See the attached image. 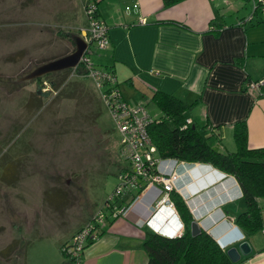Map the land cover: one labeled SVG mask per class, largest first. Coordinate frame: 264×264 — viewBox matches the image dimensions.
Returning <instances> with one entry per match:
<instances>
[{"label": "crops", "instance_id": "obj_1", "mask_svg": "<svg viewBox=\"0 0 264 264\" xmlns=\"http://www.w3.org/2000/svg\"><path fill=\"white\" fill-rule=\"evenodd\" d=\"M94 1L108 40L97 67L111 71L115 80L123 77L146 103L152 90L186 104L195 101L186 119L205 125L216 150L231 152L225 139H232V124L241 119L246 122L247 147H264V96L257 97L264 92V22L256 14L245 22L250 0H181L168 7L161 0ZM86 29L77 35L86 36ZM250 81L256 83L255 91L247 89ZM214 175L194 182L187 191L195 194L184 201L192 219L213 235L216 225L227 220L222 207L239 196L232 178L216 181ZM188 182L190 177L182 173L176 185ZM159 197L157 186L141 191L83 249L82 264H146L142 223ZM160 228L165 236L173 235L172 226ZM229 232L232 240L240 238L238 232ZM242 240L249 242L251 252L237 264H264V230Z\"/></svg>", "mask_w": 264, "mask_h": 264}, {"label": "rangeland", "instance_id": "obj_2", "mask_svg": "<svg viewBox=\"0 0 264 264\" xmlns=\"http://www.w3.org/2000/svg\"><path fill=\"white\" fill-rule=\"evenodd\" d=\"M83 1L0 0V158L5 152L4 156L18 157L17 180L12 185L0 181V250L12 240L18 242L8 257L0 256V264H68L60 245L103 207L119 183V168L128 166L118 150L113 120L87 77L69 76L90 93L84 92L79 100L59 97L50 89L48 96H39V109L25 106L37 81L19 79L72 50L68 33L87 28ZM256 16L264 17V11ZM89 51L97 67L105 49L91 44ZM116 83L129 107L141 105L150 117L160 115L123 77ZM46 85L39 87L46 90ZM95 101L100 113L94 119ZM225 141L233 151V139ZM51 189L63 194L57 204L46 201L43 192ZM132 192H120L115 203L128 201ZM53 195L49 193L48 199ZM224 207L226 221L241 209L239 201Z\"/></svg>", "mask_w": 264, "mask_h": 264}, {"label": "trees", "instance_id": "obj_3", "mask_svg": "<svg viewBox=\"0 0 264 264\" xmlns=\"http://www.w3.org/2000/svg\"><path fill=\"white\" fill-rule=\"evenodd\" d=\"M180 1L161 0V3L162 7H168ZM68 35L70 36L69 33ZM108 72L111 73L109 70ZM70 74L71 71L66 69L46 75L49 78L48 85L59 97L79 100L84 92L89 93V91L80 80H70ZM77 77L85 76L79 71ZM112 88H116L120 99H123L116 82L111 86H107L104 90L109 91ZM260 96H264L263 90L257 95V97ZM40 100L39 95L31 93L25 106L29 105L39 109L41 107ZM98 101L92 102L95 112L92 118L94 119L100 113ZM148 101L154 104L161 113L159 117L153 118L146 126L151 144L155 148V156L159 159H174L177 162L203 163L230 176L239 191V196L230 202L239 201L241 206V209L236 212L231 220L232 223L242 232L244 238L264 230V147H247L245 119L232 124L231 134L234 150L221 152L209 144L208 139L210 136H204L206 132L205 125H200L193 120L189 124L186 123V116L195 101L186 104L181 99L159 90H152ZM16 131L7 140V143L15 136ZM5 153H2V158H0V181L6 185H12L18 177V157H13V154L4 156ZM123 158L127 160L125 156ZM119 170H122L121 173L127 172L129 167H120ZM121 173L120 175H123ZM138 180L140 182L141 177H138ZM142 187L143 185L139 183V188L132 192L130 199L126 202L122 201L116 204L117 195L111 196L110 200L106 198L101 208L104 216L102 219L104 226L97 230V237L113 218L122 215L124 209L141 192ZM43 193L47 202L55 204L60 202L63 196L59 190H44ZM49 193L54 194L52 200L48 199ZM168 195L182 221L183 229L180 234L172 238H166L145 228L142 248L146 254V264H178L180 261L182 264H237V262L233 263L229 260L225 252L226 249H221L204 230H200L198 234L191 236L189 224L192 217L184 204V199L174 191L169 192ZM224 206L222 211L227 215L228 210ZM83 225L79 226L60 245L59 250L68 261V264H82V251L92 241L91 239L86 240L75 257L66 253L68 248H73L72 236ZM17 242V240L9 242L0 250V256L8 257L15 250ZM19 264H22V262H19Z\"/></svg>", "mask_w": 264, "mask_h": 264}, {"label": "built area", "instance_id": "obj_4", "mask_svg": "<svg viewBox=\"0 0 264 264\" xmlns=\"http://www.w3.org/2000/svg\"><path fill=\"white\" fill-rule=\"evenodd\" d=\"M83 2L87 18V35L83 36V38L86 41L90 40L91 44H94L96 48L104 50L108 44L106 35L107 26L96 14L95 1L85 0ZM250 2L253 14L258 15L259 11H264V0H250ZM259 20L264 22V17H259ZM89 52L88 48L81 56L77 68L70 69L71 75L77 76L79 71H81L98 90L99 97L107 108L113 120L114 129L117 131L119 153L127 158L129 167L127 172L121 173L123 175L119 174V183L116 184L114 193L111 196H118L124 190H136L139 188V183L143 185L141 191L152 186H157L160 189V197L150 207V210L155 211L165 207L174 212V206L170 201L168 193L174 191L180 194L184 201H187L195 194L187 191L191 190L189 186L193 185L194 182L197 183L202 177H206L209 174H204L203 172L200 174L202 171L200 163L177 162L174 159H159L155 156V148L151 144L146 131V126L153 118L144 111L141 105L129 107L123 99H120L116 88H112L109 91L104 90L107 86H111L116 82L115 77L107 70L93 66L88 57ZM43 85L46 84L43 83ZM247 89L250 92L255 91L257 89L256 83L248 82ZM186 123L189 124L190 119H186ZM182 173H186L190 177V182L183 186H177L176 181ZM138 177H141L140 182ZM186 191L189 193L186 194ZM111 196L108 197L109 200ZM103 217V212L100 209L89 219L92 222H88V220L76 231L71 238L73 248H68L66 253L75 257L86 240L95 239L97 237V230L104 226ZM170 225L172 226L173 224L170 223ZM173 230L175 235L182 232V228L177 229V226Z\"/></svg>", "mask_w": 264, "mask_h": 264}, {"label": "water", "instance_id": "obj_5", "mask_svg": "<svg viewBox=\"0 0 264 264\" xmlns=\"http://www.w3.org/2000/svg\"><path fill=\"white\" fill-rule=\"evenodd\" d=\"M252 15H253V10L251 9V12L249 16L246 18V20L250 21ZM70 40L72 41V45H73V48L70 52L60 57L39 64L32 71L21 77L19 81H28L32 79H37L44 75L54 72H59L66 69L67 70L76 69L81 56L86 52V50L91 45V41L90 40L86 41L82 36L77 34H72L70 36ZM34 92L36 95L39 96L41 95L44 97L50 94L49 91H42L40 87H37ZM155 220L156 219L154 218V221ZM216 226L217 228L213 230V232L214 231L216 232V234H214L215 236L212 233L209 232L206 233L209 234L210 236H213L219 244H222L223 248H226L225 251L226 255L231 262L235 263L239 261L241 256H247L250 254L251 247L248 244V242L232 240L229 231L237 232L238 228H236L235 225H232L230 221L221 220ZM220 227H222V229ZM200 230H202L200 225L196 221L192 220L189 224L190 235L195 236L200 232ZM234 244L237 245L234 246Z\"/></svg>", "mask_w": 264, "mask_h": 264}, {"label": "clouds", "instance_id": "obj_6", "mask_svg": "<svg viewBox=\"0 0 264 264\" xmlns=\"http://www.w3.org/2000/svg\"><path fill=\"white\" fill-rule=\"evenodd\" d=\"M201 165H202V172L204 173V174H209L211 177H209V178H214L215 177V175H214V172L216 173V174H218L219 176H220V178L218 179V178H216V181H220V180H225V179H230L231 177L230 176H227L224 172H221V171H219L218 169H216V168H214V167H211V166H209V165H206V164H203V163H200ZM209 175H207V176H209ZM202 178H204V177H202ZM215 182V181H214ZM213 182V183H214ZM222 205H224V204H222ZM221 205V206H222ZM159 215H162L161 216V219H162V224L164 225V226H167V225H169V226H171L170 225V223L171 224H173L172 225V227L174 228L175 226H177V229L179 228H182L183 229V224H182V221L180 220V218H179V216L177 215V213H176V210H175V208H174V212H171L168 208H160V209H158V210H155V211H151L150 210V215L143 221V226L145 227V228H147L148 230H150L151 232H153V233H155V234H158V235H160V236H162V237H165V235L163 234V232L161 231V229L160 228H153L152 226H151V223H157V224H161V221L159 220ZM154 218L156 219L155 221H154ZM168 218V219H167ZM193 220V219H192ZM195 221V220H194ZM230 223H232V221H230ZM175 224V225H174ZM232 225H234L233 223H232ZM236 227V226H235ZM237 228V227H236ZM238 234H239V236H240V238L238 239V241H240V239L242 240L243 238H244V235L242 234V232H240V230L238 229ZM173 235H171V236H166V238H172V237H174V236H176L175 234H174V232L172 233ZM214 240H215V238L213 237V236H211ZM242 241H244V240H242ZM215 242L217 243V245L221 248V249H226V248H223V246H222V244H219L216 240H215ZM235 245V244H234Z\"/></svg>", "mask_w": 264, "mask_h": 264}, {"label": "flooded vegetation", "instance_id": "obj_7", "mask_svg": "<svg viewBox=\"0 0 264 264\" xmlns=\"http://www.w3.org/2000/svg\"><path fill=\"white\" fill-rule=\"evenodd\" d=\"M67 54V53H66ZM48 75V74H47ZM44 76H46V75H44ZM36 81H37V86L39 87V86H41V84L43 85V83H45V84H47L48 85V82L45 80V81H43V79H42V77H40V78H37V79H35ZM40 89H42V88H40ZM50 86L48 85V87H46V90H42V91H49V93H50Z\"/></svg>", "mask_w": 264, "mask_h": 264}, {"label": "bare ground", "instance_id": "obj_8", "mask_svg": "<svg viewBox=\"0 0 264 264\" xmlns=\"http://www.w3.org/2000/svg\"><path fill=\"white\" fill-rule=\"evenodd\" d=\"M180 170H181V169H180ZM178 171H179V170H178ZM214 173H215V172H214ZM215 174H216V173H215ZM217 175H218V174H217ZM217 177L220 178L219 175H218ZM191 186H192V185H190L189 187H191ZM159 216H160V215H159ZM159 220H160V218H159ZM161 223H162V222H161ZM154 225H155L156 227H155ZM159 225H160V224L151 223V226H152L153 228H157V229H158V228H160V226L163 225V224H161L160 226H159ZM163 227L165 228L166 226L163 225ZM160 229H161V228H160ZM161 231H162L163 234H164L165 231L162 230V229H161ZM167 235H168V234H166V236H167Z\"/></svg>", "mask_w": 264, "mask_h": 264}]
</instances>
